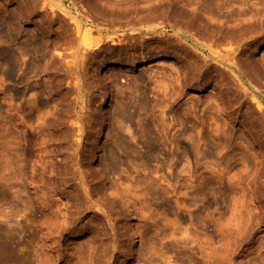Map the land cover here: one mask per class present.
I'll use <instances>...</instances> for the list:
<instances>
[{
  "label": "rangeland",
  "instance_id": "374dc122",
  "mask_svg": "<svg viewBox=\"0 0 264 264\" xmlns=\"http://www.w3.org/2000/svg\"><path fill=\"white\" fill-rule=\"evenodd\" d=\"M196 1L0 0V45L8 53L0 46V264H264V0ZM152 5L159 13L170 6L163 20ZM175 7L192 12L178 9L182 17ZM120 9H133L125 15L136 24L162 26L145 35L151 45L126 37L117 43L125 56L102 47L93 55L76 50L85 29L90 37L126 34L130 25H121ZM171 10L180 22L193 21L182 27L166 16ZM23 31L29 37L20 38ZM175 36L182 38L177 46ZM65 38L71 45L61 48ZM14 48L21 55L13 57ZM49 48L56 56L68 52L58 56L61 68ZM196 54L204 66L194 63ZM67 84L75 100L64 95ZM72 84L79 86L75 93ZM107 147L116 155L104 159Z\"/></svg>",
  "mask_w": 264,
  "mask_h": 264
},
{
  "label": "bare ground",
  "instance_id": "6f19581e",
  "mask_svg": "<svg viewBox=\"0 0 264 264\" xmlns=\"http://www.w3.org/2000/svg\"><path fill=\"white\" fill-rule=\"evenodd\" d=\"M29 1H30V0H29ZM33 1H34V0H33ZM178 1H180V0H178ZM200 1H201V0H200ZM200 1L198 0V2H200ZM31 2H32V1H31ZM91 2H92V1H91ZM196 2H197V1H196ZM198 2H197V6H199V5H198ZM206 2H207V1H206ZM209 2H210V1H209ZM49 3H50V2H49ZM51 3H52V2H51ZM194 3H195V2H193V5H194ZM28 4H29V3H27V6H28ZM91 4H93V2H92ZM174 4H175L174 6H176V7H177V6H180V7L183 8V6H182L181 3H177V5H176V2H174ZM178 4H180V5H178ZM190 4H192V3H190ZM203 4H204V3H203ZM203 4H202V5H203ZM207 4H208V3H207ZM207 4H205V6H202V7L206 8V5H207ZM210 4H211V3H210ZM42 5H43V4H42ZM172 5H173V4H172ZM193 5H191L192 8H193L194 6H196V4H195L194 6H193ZM213 5H214V3H213ZM27 6H26V7H27ZM155 6H156V5H154V7H155ZM160 6H161V5H160ZM162 6H163V5H162ZM162 6L160 7V9H159L158 6H157L158 10H161ZM165 6H166V5H165ZM174 6H172V9L174 8ZM211 6H212V5H211ZM211 6H210V8H211ZM216 6H217V5H216ZM41 7H42V6H41ZM95 7H96V6H95ZM169 7H170V6H169ZM169 7H167V8H169ZM176 7H175V8H176ZM180 7H178V9H180ZM200 7H201V6H200ZM202 7H201L200 10H201V12H204V10H206V9H204V10L202 11ZM207 7H208V6H207ZM97 8H98V7H97ZM137 8H138V7L134 8V11H135V9H137ZM139 8H140V7H139ZM139 8H138V9H139ZM149 8H150V7H148V9H149ZM152 8H153V5L151 6L150 9H152ZM165 8H166V7H165ZM167 8H166V9H167ZM50 9H53V8H51V6H50ZM138 9H137V11H138ZM150 9H149V10H150ZM166 9L163 8V10L161 11L163 14H162L161 12L159 13V11H157V10H153V9H152V11H155V12L157 11L156 13L154 12V14L157 15V16L155 15L156 17H158V18H159V17H160V18L162 17V18H163V15H164V12H163V11H165ZM178 9L176 8V11H178ZM184 9H185V8H184ZM193 9H195V7H194ZM196 9H199V7H198V8L196 7ZM196 9H195V10H196ZM260 9H261V8H260ZM260 9H259V11H260ZM263 9H264V8L262 7L261 10H263ZM64 10H65V9H64ZM125 10H126V9H124V10H123V9H120V10L118 11L119 13H117V14H120L121 11L124 12ZM128 10H129V9H128ZM140 10H141V9H140ZM142 10H147V9L145 8V9H142ZM168 10H169V9H168ZM180 10L182 11L183 9H180ZM185 10H186V9H185ZM217 10H220V9H217ZM108 11H110V10H108ZM137 11H136V12H137ZM152 11H151V12H152ZM171 11H172V10H171ZM171 11H170V12H171ZM181 11H180V12L178 11V13L180 14ZM187 11H188V10H187ZM54 12H55V11H54ZM65 12H67V11L65 10ZM111 12H112V11H111ZM111 12H108V13H111ZM114 12H115V11H114ZM116 12H117V11H116ZM123 12H121V15H122ZM129 12H130V11H127V10H126L125 13H123V14L125 15L126 13H128L129 16H131L130 13H131V14L133 13V9H132V12H130V13H129ZM165 12H166V11H165ZM184 12H186V11H182V13H184ZM190 12H192V11H190ZM190 12H186L184 15H188V16H190V15L188 14V13H190ZM193 12H194L193 15H194V17H195V16H196V15H195L196 12H195V11H193ZM207 12H208V11H207ZM250 12H251V11H250ZM255 12H256V11H255ZM261 12L263 13L264 10L261 11ZM21 13H22V11H21ZM105 13H106V11H105ZM108 13H106V14H108ZM134 13H135V12H134ZM134 13H133V14H134ZM141 13H143V12H141ZM145 13L148 14V13H149L148 10H147V12H145ZM152 13H153V12H152ZM173 13L176 14L175 11H172V16L170 15L171 13H168V15H166V16H168V17H172V18H170V19L172 20L173 17H174V16H173ZM182 13H181V16H182ZM205 13H206V11H205ZM253 13H254V12H253ZM114 14H115V13H114ZM136 14H138L137 16H140V15H141V14H140V11H138V13H135V15H136ZM139 14H140V15H139ZM149 14H150V13H149ZM149 14H148V15H149ZM154 14H152V15H154ZM161 14H162V16H161ZM175 14H174V15H175ZM254 14H255V13H254ZM260 14H261V13H260ZM121 15H119V16L122 18L123 15H122V16H121ZM177 15H178V14H177ZM184 15H183V16H184ZM197 15H198V14H197ZM249 15H250V14H249ZM252 15H253V14H252ZM252 15H250V16H246V15H244V16H245V17H248V19H250ZM255 15H256V14H255ZM255 15H254L253 17L256 19ZM257 15H259V12L257 13ZM262 15H264V14H262ZM262 15H261V16H262ZM132 16H133V15H132ZM143 16H145V14H142V17H143ZM149 16H151V15H149ZM181 16L178 15L179 18H180ZM183 16H182V17H183ZM198 16L200 17V15H198ZM244 16H243V17H244ZM61 17H62V16H61ZM61 17L59 16V18H61ZM142 17H141V19H142ZM178 17H177V18L174 17V19H177V20H178ZM245 17H244V18H245ZM253 17H252V18H253ZM62 18H63V17H62ZM76 18H77V17H76ZM115 18H117V15H115ZM115 18H114V19H115ZM121 18H120V19H121ZM130 18H131V17H130ZM139 18H140V17H139ZM152 18H153V17L151 16V18H150V20H149L148 17H147L146 21H148V20L151 21ZM158 18H156L157 20H154L155 18H154L153 20L159 22V19H160V18H159V19H158ZM162 18H161V19H162ZM184 18H185V20H186V21L184 20L186 23H187V20H190V21L192 20V19H188L189 17H186V16H185ZM200 18H201V17H200ZM200 18H199V19H200ZM262 18H264V17L262 16ZM120 19H119V17H118L117 21H119ZM122 19H123V18H122ZM126 19H127V21H128V20H129V17L125 15V16H124V20H125V22H124V20H123V23L120 22V21H122V20L119 21V22L121 23V25H122V24H123V25H126V26H129V25H130V26H129L130 30H129L126 34H124V33H122V32H119V33H108V34H105L104 36H102L103 33H104V32H103V33L100 34V35H98V34L96 33L97 36L95 35L96 38H94L95 36L90 37V35H91V31L88 30V32H86V29H85V30L83 31L82 36L79 38V42H78V44H76V45H77V49H76V50H78V52H79V50H83L82 52H83V53L85 52L86 54H88L89 52H90V53L92 52V55H93L94 52L96 53V51L99 50V49L102 47V48H103V52H105V50H106L107 53L111 54V56H112V54H116V53H121V52H122L120 46H118L119 44L117 45V43H118V42L120 43L121 41L126 40V39H124V38H126V37H128L129 39H132V40H134V41L139 42V45H141V46H142V45H143V46H144V45H147V46H145V47H148V45H151V44H150L149 41H147V40H148V39H147L148 37L145 36V35H147V34H151V37H152V34H154L155 30L157 31V30L159 29V27H162V26H158V25L156 26L154 23H152V24H154V25H149V23H148L149 26H143V25H140V24H136V21H137V20H136L135 22H134V21L132 22V21H131L132 18H131V20H129L128 23H126ZM143 19H144V17H143ZM161 19H160V20H161ZM194 19H195V18H194ZM196 19H197V18H196ZM199 19H198V20H199ZM248 19H247V20H248ZM259 19H260V16H259ZM62 20H63V19H62ZM110 20H111V19H110ZM134 20H135V19H134ZM144 20H145V19H144ZM162 20H163V19H162ZM171 20H170V21H171ZM179 20L181 21V18H180ZM179 20H178V23L180 22ZM182 20H183V18H182ZM198 20H197V21H194L195 23L192 22L194 26H195V24H196V25H199V24H200L199 21H201V20H199V21H198ZM238 20H239V19H238ZM240 20H241V18H240ZM242 20H244V19H242ZM256 20L258 21V19H256ZM256 20H255V21H256ZM261 20H262V19H261ZM261 20H260V22H261ZM65 21H66V20H65ZM112 21H113V20H112ZM112 21H111V22H112ZM114 21H115V20H114ZM114 21H113V22H114ZM117 21L114 22V23L117 24V23H118ZM142 21H143V20H142ZM173 21H174V20H173ZM173 21H171V23H172ZM184 21H182L183 23L180 22V25H181V23L183 24V26L181 25L182 27L185 26V25H184V23H185ZM192 21H193V20H192ZM255 21H254V22H250V23H256ZM79 22H80V21H79ZM113 22H112V23H113ZM138 22H139V21H138ZM161 22H162V21H161ZM174 22H175V25H176L177 21H174ZM174 22H173V24H174ZM196 22H199V23L197 24ZM201 22H202V21H201ZM205 22H207V21H205ZM205 22H204L203 24H201V26H202V25H204V26L206 25V26H207V24H205ZM67 23H68V22H67ZM114 23H113V24H114ZM120 23H118V25H120ZM125 23H126V24H125ZM169 23H170V22H169ZM186 23H185V24H186ZM261 23H262V22H261ZM263 23H264V22H263ZM263 23H262V25H264ZM65 24H66V23H65ZM65 24L63 23V25H65ZM144 24H146V23H144ZM156 24H157V23H156ZM166 24H167V22H166ZM248 24H249V23H248ZM38 25H39V23H38ZM40 25H41V24H40ZM40 25H39V26H40ZM66 25H67V24H66ZM68 25H69V23H68ZM71 25L74 26V25L71 23L70 26H68V27H70V29L72 28ZM81 25H82V24H81ZM169 25H172V24H169ZM177 25H178V24H177ZM249 25H250V24H249ZM251 25H252V24H251ZM251 25H250V27H251V30H252L253 27H252ZM253 25L256 26L255 24H253ZM111 26H113V25H111ZM111 26H110V27H111ZM188 26H190V24H189ZM199 26H200V25H199ZM199 26H197V29H198ZM206 26H205V28L207 29ZM209 26L211 27V25H209ZM209 26H208V28H209ZM258 26H259V24H258ZM41 27H42V26H41ZM51 27H52V26H51ZM74 27H75V26H74ZM74 27H73L72 30L69 32V33H71V36H73V37H74V35H72V33H73L72 31H73ZM76 27H77V29H76L77 31H78L79 28H81V27L79 26V24H77V22H76ZM90 27H91V26H90ZM176 27H177V26H176ZM176 27H175V28H176ZM191 27H192V24H191ZM246 27H247V25H246ZM248 27H249V26H248ZM250 27H249V29H250ZM14 28H15V27H14ZM35 28H36V27H35ZM66 28H67V27H66ZM101 28H102V27H100L99 29H101ZM103 28H104V27H103ZM111 28H112V27H111ZM125 28H126V27H125ZM175 28H173V30H174ZM188 28H189V27H188ZM193 28H194L193 30H195L196 27H193ZM255 28H256V27H255ZM255 28H253L252 33L255 31V30H254ZM257 28H258V27H257ZM38 29H39V28H38ZM43 29H44V28L42 27L41 30H43ZM51 29H52V28H51ZM67 29H68V28H67ZM105 29H106V28H105ZM120 29H121V28H120ZM165 29H166V28H165ZM191 29H192V28H191ZM191 29H190V30H191ZM197 29H196V33L198 32ZM201 29L204 30L203 26H202V28H200V30H201ZM206 29H205V30H206ZM209 29H210V28H209ZM211 29L214 30V28H212V27H211ZM244 29H246V30L249 31V29H247V28H244ZM244 29H243L242 31H244ZM14 30H15V29H14ZM113 30H115V29H113ZM161 30H162V28H161ZM190 30H189V31H190ZM205 30H204V31H205ZM251 30H250V31H251ZM257 30H258V29H257ZM18 31H19V30H18ZM53 31H54V30H53ZM92 31L94 32V31H96V30L94 29V30H92ZM125 31H127V30H125ZM189 31H188V32H189ZM201 31H202V30H201ZM23 32H24V33H23ZM23 32H21L19 35L21 36L22 34H24V36L29 37L30 34L27 33V35H26V34H25V31H23ZM42 32H43V31H42ZM50 32H51V30H50ZM55 32H56V31H55ZM55 32H54V34H55ZM57 32H58V31H57ZM66 32H67V31H66ZM75 32H76V31H75ZM93 32H92V33H93ZM160 32H161V31H160ZM168 32H169V31H168ZM176 32H177V31H176ZM178 32H179V31H178ZM191 32H192V31H191ZM199 32H200V31H199ZM259 32H260V31H259ZM67 33H68V32H67ZM67 33H65L66 36H68ZM158 33H159V32H158ZM158 33H157V34H158ZM164 33H166V31H165ZM164 33H162V34H164ZM244 33H245V32H244ZM11 34H12V33H11ZM31 34H32V33H31ZM56 34H57V33H56ZM56 34H55V35H56ZM62 34H63V33H62ZM62 34H61V35H62ZM65 34H64V35H65ZM73 34H74V33H73ZM78 34H80V33L78 32ZM170 34H173V32L170 33ZM184 34H185V33H184ZM184 34H183V35H184ZM197 34H198V33H197ZM203 34H204V32H203ZM203 34H202V35H203ZM262 34H263V32H262ZM12 35H13V34H12ZM19 35H18V36H19ZM59 35H60V34H59ZM59 35H57V36H59ZM61 35H60V36H61ZM154 35H156V34H154ZM167 35H169V33H168ZM167 35H166V36H167ZM174 35H176V34H173V38H174ZM263 35H264V34H263ZM263 35H262V37H263ZM13 36H14V35H13ZM13 36H12V37H13ZM20 36H19V37H20ZM24 36H23V37H24ZM57 36H56V37H57ZM66 36H64V37H66ZM77 36H78V35H77ZM166 36H163L164 39H162L163 42L165 43V47H166V45L168 44L167 42H169V39H170V35H169V37H166ZM188 36H189V35H188ZM14 37H15V36H14ZM30 37H33V36H30ZM35 37H36V36H35ZM35 37H34V39H35ZM51 37H52V39H54L53 36H51ZM61 37H62V36H61ZM64 37H63V38H64ZM73 37H71V38L73 39ZM149 37H150V36H149ZM154 37H155V36H154ZM154 37H153V38H154ZM156 37H157V36H156ZM158 37H160V36H158ZM175 37H176V36H175ZM178 37H179V35H178ZM199 37H201L200 34H198V38H199ZM209 37H210V35H209ZM1 38H2V37H1ZM3 38H5L4 35H3ZM6 38H7V37H6ZM20 38H22V36H21ZM63 38H60V37H59L60 42L57 40V41H58V44H59V43L62 44V42H64V40H62ZM67 38L70 39V36L67 37ZM76 38H77V37H76ZM76 38L74 37V40H73L74 42H73V43H75V39H76ZM128 38H127V40H128ZM161 38H162V37H161ZM173 38H172V39H173ZM176 38H177V37H176ZM176 38H175V40H176ZM186 38H187V37H186ZM201 38H204V39H205V37H201ZM255 38H257V37H255ZM263 38H264V37H263ZM263 38H262V39H263ZM9 39H10V38H9ZM23 39H24V41L26 40L25 37H24ZM27 39H28V38H27ZM31 39H32V38H31ZM50 39H51V38H50ZM50 39H48V40L50 41ZM68 39L65 38V40H66L65 43L68 41ZM72 39H71L70 42H72ZM179 39H180V38H179ZM207 39H208V38H207ZM2 40H3V39H2ZM4 40H5V39H4ZM4 40H3V42H5ZM14 40H16V39H14ZM14 40H13L12 43H14ZM28 40H30V38H29ZM28 40H27V42H28ZM32 40H33V39H32ZM35 40H36V39H35ZM35 40H34V41H35ZM37 40H39V39H37ZM61 40H62V41H61ZM76 40H77V39H76ZM132 40H131V41H132ZM159 40H160V39H159ZM181 40H182V38H181L179 41H178V38H177L176 41L178 42V44H176V46L179 45V42H180ZM190 40H192V38H191ZM193 40H194V39H193ZM197 40H198V39H197ZM263 40H264V39H263ZM18 41H19V39H18ZM51 41H52V40H51ZM131 41H127V45H128V42L130 43ZM150 41H151V40H150ZM156 41H157V40H156ZM156 41H155V43H156ZM7 42H8V40H7ZM9 42H10V40H9ZM21 42L23 43V40H22ZM31 42H32V41H31ZM31 42H30V43H31ZM38 42H39V41H38ZM53 42L57 44V42H56L55 40H54ZM70 42L68 41V44H65V43H64L65 45L63 44V45H62L63 47L60 46V45H58V44H57V45L60 46L61 48H64V46H66L65 48H67L68 45H69V46L71 45V44H69ZM76 42H77V41H76ZM124 42H125V41H124ZM132 42H133V41H132ZM160 42H161V41H160ZM171 42H174V41L171 40ZM177 42H175V43H177ZM200 42H201V41H200ZM256 42H257V41H256ZM256 42H255V43H256ZM24 43L26 44V41H25ZM24 43H23V44H24ZM30 43H29V44H30ZM41 43H42V42H41ZM49 43H50V42H49ZM134 43H135V42H134ZM151 43H153V42H151ZM166 43H167V44H166ZM169 43H170V42H169ZM197 43H198V42H195L196 45H197ZM217 43H218V42H217ZM217 43H214V44H217ZM15 44H16V42H15ZM17 44H18V42H17ZM25 44H24V45H19V46H20V47H21V46L24 47ZM52 44H53V43H52ZM122 44H123V43H122ZM124 44H125V43H124ZM173 44H174V43H173ZM180 44H181V43H180ZM195 44H193V45H195ZM200 44H201V43H200ZM253 44H254V43H253ZM31 45H32V44H31ZM33 45L36 46L35 43H34ZM33 45H32V46H33ZM76 45L73 44L72 46L74 47V46H76ZM137 45H138V44H137ZM137 45H136V46H137ZM139 45H138V46H139ZM153 45H154V44H153ZM153 45H152V47H153ZM155 45H157V44H155ZM160 45H161V44H160ZM193 45H192V46H193ZM202 45H203V44H202ZM0 46H2V45H0ZM49 46H50V45H49ZM51 46H52V45H51ZM54 46H55V45H54ZM54 46H52L53 49H54ZM130 46H131V45H130ZM161 46H162V45H161ZM169 46H170V45H169ZM253 46H254V45H253ZM257 46H258V45H257ZM20 47H19V49H20ZM46 47H47V46H46ZM55 47H56V46H55ZM60 47H59V48H60ZM132 47H133V46H132ZM134 47H135V46H134ZM134 47H133V48H134ZM149 47H150V46H149ZM152 47H151V48H152ZM154 47H155V46H154ZM154 47H153L152 49H154ZM163 47H164V45H163ZM163 47H162V48H163ZM196 47H197V46H196ZM198 47H199V46H198ZM202 47H204V46H202ZM202 47H201V48H202ZM251 47H252V46H251ZM1 48H5V49H6V47H3V46H2ZM57 48H58V47H57ZM70 48H71V47H70ZM70 48H69V49H70ZM74 48H76V47H74ZM74 48H73V49H74ZM127 48H128V47H127ZM157 48H159V50H160V46H159V47L157 46ZM166 48H167V47H166ZM205 48H206V47H205ZM248 48H249V47H248ZM5 49H4V50H5ZM8 49H9V48H8ZM30 49H31V47H30ZM33 49H34V48H33ZM33 49H32V50H33ZM49 49H51V48H49ZM49 49H48V50H49ZM55 49H56V48H55ZM134 49H135V48H134ZM134 49H133V50H134ZM138 49H139V48H138ZM146 49H147V48H146ZM193 49H194V48H193ZM4 50H3V51H4ZM21 50H22V49H20V51H21ZM28 50H29V49H28ZM56 50H58V49H56ZM56 50H54V51H56ZM70 50H71V49H70ZM70 50H68V51L70 52ZM123 50H124V48H123ZM129 50H130V49H129ZM133 50H132V51H133ZM136 50H137V49H136ZM142 50H143V51H146V50H144V49H142ZM148 50H149V49H148ZM148 50H147V51H148ZM150 50H151V49H150ZM154 50L156 51L157 49H154ZM206 50H207V49H206ZM214 50H215V49H214ZM226 50H227V49H226ZM246 50L248 51V49H246ZM5 51H6V54H8V53H7V49H6ZM11 51H13V50H11ZM14 51H17V52H16V53H13V57H14V55H16V54L18 53V50H16V48H14ZM22 51H23V50H22ZM22 51H21V52H22ZM60 51H61V50H60ZM60 51H57V52H59V53H58V56H59V57H61V54L64 53V52L61 53ZM73 51H75V50H72V54H73ZM99 51H100V50H99ZM127 51H128V49H127ZM127 51L125 50V52H127ZM130 51H131V50H130ZM137 51H138V50H137ZM137 51H135V52L133 51V53H136ZM143 51H142V52H143ZM155 51H154V52H155ZM157 51H158V50H157ZM218 51L221 52L220 50H218ZM227 51H228V50H227ZM1 52H2V51H0V53H1ZM51 52H53L52 49H51V51H49L48 53L52 54ZM82 52H81V53H82ZM103 52H102V53H103ZM128 52H129V51H128ZM149 52H150V51H149ZM149 52H148V53H149ZM151 52H152V51H151ZM203 52H204V51H203ZM230 52H231V51H230ZM230 52H229V53H230ZM263 52H264V51H263ZM2 53H3V52H2ZM2 53H1V54H2ZM24 53H27V52H26V49H25V52H24ZM32 53H33V52H32ZM60 53H61V54H60ZM65 53H66V52H65ZM65 53H64V54H65ZM74 53H77V51L74 52ZM81 53H79V54H81ZM83 53H82V54H83ZM105 53H106V52H105ZM107 53H106V54H107ZM123 53H124V52H123ZM137 53H139V52H137ZM140 53H141V52H140ZM143 53H146V52H143ZM155 53H156V52H155ZM155 53L152 52L151 54H155ZM207 53H208V52H207ZM27 54H29V53H27ZM39 54H40V52H39ZM66 54L68 55V52H67ZM66 54H65V55H66ZM70 54H71V52H70ZM86 54H85V55H86ZM128 54H129V53H128ZM209 54H211V53H209ZM212 54H213V53H212ZM231 54H232V53H231ZM247 54H248V53H247ZM251 54H252V53H251ZM18 55H21V53L17 54L16 56H18ZM29 55H30V54H29ZM53 55H54V52H53ZM56 55H57V53H56L54 56H56ZM62 55H63V54H62ZM73 55H74V54H73ZM76 55H77V54H76ZM85 55H81V56L83 57V56H85ZM89 55H90V54H89ZM97 55H98V54H97ZM103 55H104V54H103ZM116 55H117V54H116ZM118 55H119V54H118ZM121 55H124V56H125V54H122V53H121ZM121 55H119V56H121ZM133 55H135V54H133ZM136 55L139 56V54H136ZM136 55H135V56H136ZM146 55H147V54H146ZM149 55H150V54H149ZM198 55H199V54H198ZM204 55H205V54H204ZM206 55H208V54H206ZM262 55H263V53H262ZM10 56H12V54H11ZM51 56H52V55H51ZM54 56H53V61L50 59V63H51V62H54ZM58 56H56L55 58L58 59V58H59ZM71 56H72V55H71ZM95 56H96V55H95ZM106 56H107V55H106ZM147 56H148V55H147ZM195 56H197V54H196ZM213 56L216 57L218 60L220 59L223 63L225 62V60H223L222 58H219V57L216 56V55H213ZM213 56H211V57H213ZM221 56H223V55H221ZM249 56H250V54H249ZM249 56H248V57H249ZM5 57H6V55H5ZM24 57H25V56H24ZM24 57H23V60H25ZM66 57H67V56H66ZM66 57H65V60L67 59ZM75 57H76V56H75ZM79 57H80V56H79ZM79 57H78V58H79ZM90 57H91V56H90ZM102 57H103V56H102ZM113 57H114V56H113ZM126 57H127V55H126ZM130 57L132 58V56H129V58H130ZM204 57H205V56H204ZM231 57H232V58H235V60L237 59L236 56H235V57H234V56H231ZM246 57H247V56H246ZM248 57H247V58H248ZM9 58H10V57H7V60H8ZM51 58H52V57H51ZM78 58H76V59H78ZM80 58H81V57H80ZM80 58H79V59H80ZM86 58H87V57H86ZM104 58H106V57H104ZM118 58H119V57H118ZM124 58H125V57H124ZM124 58H120V59L124 60ZM127 58H128V57H127ZM129 58H128V59H129ZM131 58H130V59H131ZM135 58H136V57H135ZM141 58H142V57H141ZM195 58H196V57H195ZM195 58H194V60H195ZM200 58H202V57H200ZM206 58L208 59V57H206ZM206 58H205V59H206ZM251 58H252V55H251ZM21 59H22V58H21ZM21 59L19 58L18 63H19V61H20ZM60 59L62 60V58H59L58 61L55 59V60H56V65H57V63H58L59 61H61ZM70 59H71V58H70ZM72 59H73V56H72ZM94 59L96 60V58H94ZM97 59H98V58H97ZM112 59H113V58H112ZM130 59H129L128 61H130ZM132 59H133V58H132ZM198 59H199V58H198V56H197V59L195 60L194 63H198V65H199V61H200V60L198 61ZM202 59H204V58H202ZM202 59H201V61H200V64H201V62H202ZM217 59H216V60H217ZM224 59H225V58H224ZM248 59H250V58H248ZM3 60H4V59H3ZM74 60H75V59H74ZM109 60H110V59H109ZM122 60H121V61H122ZM125 60H126V58H125ZM146 60H147V59H146ZM216 60H215V61H216ZM226 60H229V61H230V59H226ZM245 60H247V59H245ZM250 60H252V59H250ZM9 61H11V58L9 59ZM21 61H22V60H21ZM30 61H31V60H30ZM69 61H70V60H69ZM98 61L101 62L100 57H99V60H98ZM102 61H103V60H102ZM112 61L114 62V60H112ZM132 61H133V60H132ZM207 61H208V60H207ZM215 61H214V62H215ZM229 61H228V62H229ZM231 61H232V60H231ZM6 62H8V61H6ZM31 62H32V61H31ZM63 62H64V61H63ZM67 62H68V60H67ZM75 62H76V60H75ZM78 62H79V61H78ZM108 62H110V61H108ZM125 62H127V61H125ZM140 62H141V60H140ZM192 62H193V61H192ZM203 62H204V61H203ZM205 62H206V61H205ZM222 62H220V64H221ZM228 62H227L226 65H228V66L230 67V68H229V69H230L229 72L234 73V74L236 75V77H237L239 80H243V79H241V77H240V74H241V73L238 74V72L235 70V68H234L235 66H233L234 64H232V63H228ZM232 62H233V61H232ZM234 62H235V61H234ZM242 62H243V61H242ZM248 62H249V60H248ZM248 62H246V65H247ZM8 63H9V62H8ZM32 63H33V62H32ZM32 63H30V65H32ZM54 63H55V62H54ZM70 63H71V61H70ZM120 63H122V62H120ZM129 63H130V62H129ZM136 63H137V62H136ZM141 63H142V62H141ZM206 63H207V62H206ZM216 63H217V61H216ZM240 63H241V62H240ZM253 63H254V62H253ZM3 64H5V62H4ZM11 64H12V63H11ZM11 64H10V65H11ZM39 64H40V63H39ZM52 64H53V63H52ZM60 64L62 65L63 63H60ZM66 64H67V63H66ZM66 64H64L63 68L65 67ZM71 64H72V63H71ZM74 64H76V63H74ZM80 64H81V62H80ZM96 64H97V63H96ZM98 64H99V62H98ZM208 64H209V62H208ZM212 64H213V63H212ZM212 64H211V65H212ZM237 64H238V63H237V61H236V62H235V65H237ZM248 64H249V63H248ZM5 65H7V64H5ZM13 65H14V64H13ZM16 65H18V64L16 63ZM16 65H15V66H16ZM23 65H24V64H22L21 66H23ZM72 65H73V64H72ZM72 65H71V66H72ZM125 65H126V64H125ZM125 65H124V66H125ZM196 65H197V64H196ZM239 65H240V64H239ZM242 65H245V64H242ZM251 65H252V64L250 63V66H251ZM254 65H256V63H255ZM19 66H20V64H19L17 67H19ZM49 66H50V68L52 67L51 64H49L48 67H49ZM57 66H58V65H57ZM95 66H96V65H95ZM188 66H190V64H189ZM200 66H204V65L201 64ZM222 66H224V64H223ZM248 66H249V65H248ZM248 66H247V67H248ZM250 66H249L247 69H251ZM256 66H259V65H256ZM256 66H255L256 69H255V68H252V69H255V70H258V71H259L260 69H257L258 67H256ZM10 67H11V66H10ZM48 67H47V68H48ZM53 67H54V65H53ZM58 67L61 68L62 66H58ZM66 67H67V70H68V68H70V67H68V66H66ZM74 67H75V66H74ZM132 67H133V66H132ZM134 67H135V66H134ZM197 67H199V66H197ZM216 67H217V66H216ZM237 67H238V66H237ZM252 67H253V65H252ZM261 67H262V66H261ZM72 68H73V67H72ZM92 68H95V67H92ZM130 68H131V67H130ZM194 68H195V67H194ZM242 68H243V67L241 66V69H242ZM10 69H11V68H10ZM10 69H7V70H10ZM13 69H14V68H13ZM13 69H12V70H13ZM24 69H25V68H24ZM48 69H49V68H48ZM51 69H52V68H51ZM54 69H55V67H54ZM56 69H57V68H56ZM64 69H65V68H64ZM191 69H192V68H191ZM239 69H240V66H239ZM241 69H240V70H241ZM247 69H246V70H247ZM252 69H251V70H252ZM7 70H6V71H7ZM30 70H31V69H30ZM34 70H35V69H34ZM59 70H60V69H59ZM59 70H58V72H59ZM67 70H66V71H67ZM71 70H72V69H71ZM71 70H70V72H69V75H72V74H70V73H72ZM77 70H78V69H77ZM242 70H243V71H242ZM242 70H241V71L244 72V69H242ZM255 70H253V73H255V72H254ZM18 71H19V70H18ZM66 71H65V72H66ZM248 71H249V70H248ZM248 71H247V72H248ZM258 71H256V72H258ZM8 72H9V71H8ZM16 72H17V71H16ZM24 72H25V71H24ZM24 72H21V73L25 74L26 72H25V73H24ZM31 72H32V71H31ZM60 72H61V71H60ZM63 72H64V71H63ZM67 72H68V71H67ZM223 72H224V71H223ZM226 72H227V71H226ZM236 72H237V73H236ZM245 72H246V71H245ZM245 72H244V73H245ZM247 72H246V74H247ZM259 72H260V71H259ZM259 72H258V73H259ZM262 72H264V70H263ZM19 73H20V72H19ZM32 73H34V72H32ZM136 73H137V72H136ZM251 73H252V72H251ZM260 73H261V72H260ZM60 74L62 75V73H60ZM74 74H75V73H74ZM95 74H96V73H95ZM109 74H110V72H109ZM228 74H229V73H228ZM230 74H231V73H230ZM230 74H229V75H230ZM249 74H250V73H249ZM19 75H22V74H19ZM137 75H139V76H137ZM137 75L135 76V73H134V76H135V77H139V79H140V77H141V76H140V73H137ZM250 75H251V74H250ZM263 75H264V73H263ZM62 76H63V75H62ZM81 76H82V75H81ZM92 76H93V75H92ZM110 76H112V77L115 78V75L113 76V74L110 75ZM110 76H108V78H109ZM230 76H231V75H230ZM232 76H234V75H232ZM246 76H247V75H246ZM74 77H75V76H74ZM78 77H79V76H78ZM78 77H77V78H78ZM135 77H134V79H135ZM247 77H248V76H247ZM66 78H68L67 80H69V81L73 80V79H72V76H71V80L69 79V77H66ZM77 78H75V79H77ZM231 78L234 79L235 77H231ZM243 78H244V77H243ZM245 78H246V77H245ZM248 78H249V77H248ZM17 79H19V78H17ZM60 79H62V78H60ZM93 79H94V78H93ZM109 79H110V78H109ZM136 79H137V78H136ZM233 79H232V82H233ZM62 80H63V79H62ZM62 80H60V82H62ZM91 80H92V79H91ZM91 80H90V81H91ZM112 80H113V79H112ZM132 80H133V79H132ZM234 80H235V79H234ZM57 81H58V79L56 80V82H57ZM63 81L65 82L66 80H63ZM136 81H137V80H136ZM18 82H19V80H18ZM60 82H59V83H60ZM66 82H67V81H66ZM66 82H65V83H66ZM71 82H72V81H71ZM92 82H93V81H92ZM110 82H113V81H110ZM243 82H244V81H243ZM246 82H247V81H246ZM62 83H63V82H62ZM65 83H63L62 85H64ZM67 83H68V82H67ZM69 83H70V82H69ZM75 83H77V81H75ZM57 84H58V82H57ZM110 84L113 85V83H110ZM233 84H234V83H233ZM243 84H244V83H243ZM59 85H60V84H59ZM72 85H74V84H72ZM67 86H68V88H69V84H67ZM74 86H76V85H74ZM74 86H72V87H74ZM81 86H82V85H81ZM107 86H108V85H107ZM234 86H235V85H234ZM236 86H237V85H236ZM83 87H84V86H83ZM104 87H105V86H104ZM108 87H109V86H108ZM108 87H107V88H108ZM65 88H67V87H65ZM78 88H79V86H78ZM78 88H77V86L74 88V89L76 90V91H74V93L77 92ZM81 88H82V87H81ZM105 88H106V87H105ZM105 88H104V89H105ZM109 88H110V87H109ZM237 88H238V87H237ZM70 89H71V84H70V88H69L68 90L66 89L67 91L64 90V91H65V94H64V92H63V94H64V95H67L68 93H66V92H68ZM89 89H90V88H89ZM239 89H240V88H239ZM72 90H73V89H71V91H72ZM82 90H83V89H82ZM71 91H69V93H70L71 95H74V94L71 93ZM109 91H110V90H109ZM72 92H73V91H72ZM79 92H80V91H79ZM79 92H78V93H79ZM82 92H83V91H82ZM104 92H105V90H104ZM80 93H81V92H80ZM80 93H79V94H80ZM106 93H107V92H106ZM84 94H85V93H84ZM109 94H110V93H109ZM142 94H143V93H142ZM110 95H111V94H110ZM145 95H146V94H145ZM69 96H70V95H69ZM80 96H81V94H80ZM81 97H82V96H81ZM81 97H80V98H81ZM83 97H84V95H83ZM140 97H142V96L140 95ZM62 98H63V97H62ZM62 98H61V100L63 101ZM67 98H69V97L67 96ZM71 98H73V97H71ZM71 98H70V100H72ZM78 98H79V97H78ZM80 98H79V99H80ZM109 98H110V97H109ZM252 98H253V97H252ZM142 99H143V98H142ZM74 100H75V95H74ZM84 100H85V99H84ZM139 100H140V99H139ZM139 100H138V102H140ZM143 100H144V99H143ZM81 101H82V100H81ZM146 101H147V100H146ZM248 102H249V101H248ZM61 103H62V102H61ZM63 103H64V101H63ZM74 103H75V102H74ZM80 103H81V102H80ZM88 105H89V104H88ZM257 105H259V104H258V103L256 104V107H257V108H258V107L261 108L260 105H259V106H257ZM62 109H63V108H62ZM96 112H97V111H96ZM77 114H78V113H77ZM80 115H81V117H82V114H80ZM60 118H61V117H60ZM77 118H78V117H77ZM79 118H80V117H79ZM76 120H77V119H76ZM76 120H75V124H76V122L78 121V120H77V121H76ZM93 121H95V120H93ZM60 123L63 124L62 121H61ZM60 123H59V124H60ZM82 123H83V121H82ZM88 123H89V122H88ZM77 124H78V123H77ZM79 124H80V123H79ZM83 124H84V123H83ZM86 124H87V123H86ZM93 125H95V124H93ZM83 126H84V127H83ZM83 126H82V128H85V125H83ZM90 127H91V124H90ZM71 128H72V127H71ZM79 129H81V127H79ZM110 129H111V128H110ZM78 131H79V130H78ZM108 131H109V130H108ZM109 132H110V131H109ZM112 132H113V131H111L110 133H111L112 136H113L114 133H112ZM79 133H80V132H79ZM110 133H108V134H110ZM109 147H110V146H109ZM88 148H89V147H88ZM112 153H113V152H112V149H110V148L108 149V147H107V153H106V157H107V158L105 157L104 159H108V158H110V156H112ZM113 154H115V153H113ZM104 155H105V154H104ZM115 155H116V154H115ZM114 158H115V157H114ZM111 160H113V159L111 158ZM106 162L108 163L109 161L105 160V163H106ZM109 163H110V162H109ZM109 165H110V164H109ZM110 166H111V165H110ZM81 178H82V177H81ZM81 180H82V179H81ZM83 180H84V179H83ZM83 180H82V181H83ZM79 183H80V182H78V184H79ZM86 183H88V182L86 181ZM83 184H84V182H83ZM84 185H86V184H84ZM87 185H88V184H87ZM96 186H97V185H96ZM87 187H88V186H87ZM94 187H95V186H94ZM117 187H118V188L116 189V191H117L118 189H120L119 186H117ZM97 188H98V187H96V189H97ZM96 189H95V192L97 191ZM114 189H115V188H114ZM122 189H123V191H125L124 188H121V190H122ZM84 190H85V188H84ZM119 192H121V191H119ZM85 193H86V195L88 196V193H89V192L87 191V189L85 190ZM122 193H123V192H122ZM124 194H126V192H125ZM89 196H90V194H89ZM89 196H88V198L90 199ZM87 200H88V199H87ZM92 201H93V200H92ZM92 201H91L90 203H88V205L90 204V205L93 206V208H94L95 204L92 203ZM97 204H98V203H97ZM88 205H86V207H87ZM91 206H90V207H91ZM88 208H89V206H88ZM93 208H92V209H93ZM97 208H98V206H96V209H95V208H94V209H95V210H98L100 207H99L98 209H97ZM101 208H102V207H101ZM101 212H102V211H101ZM73 228H74V227H73ZM78 228H79V226H78ZM84 228H85V227H84ZM87 228H88V227H87ZM89 228H90V227H89ZM134 229H135V228H134ZM70 230H71V229H70ZM82 230H83V229H82ZM137 230H139V228H138ZM71 231H72V230H71ZM75 231H78V230H75ZM79 231H80V230H79ZM85 231H87V230H85ZM135 231H136V229H135ZM141 232H142V231H141ZM77 234H78V233H77ZM121 234H122V232H121ZM138 234H140V233H138ZM134 235H135V234H134ZM140 235H142V234H140ZM136 236H137V235H136ZM141 237H142V236H141ZM141 237H140V238H141ZM135 238H136V237H134V243H133V245H135ZM136 239H138V238H136ZM143 239H144V238H143ZM140 240H142V238H141ZM136 241H137V240H136ZM138 242H139V241H138ZM122 244H123V243H122ZM77 248H78V246H77ZM78 249H80V247H79Z\"/></svg>",
  "mask_w": 264,
  "mask_h": 264
}]
</instances>
